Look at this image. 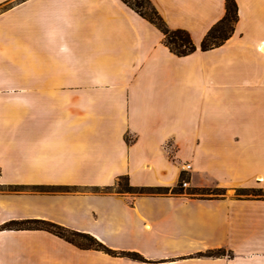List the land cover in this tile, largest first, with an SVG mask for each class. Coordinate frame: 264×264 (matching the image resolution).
Returning <instances> with one entry per match:
<instances>
[{"label": "crops", "instance_id": "crops-1", "mask_svg": "<svg viewBox=\"0 0 264 264\" xmlns=\"http://www.w3.org/2000/svg\"><path fill=\"white\" fill-rule=\"evenodd\" d=\"M152 2L195 52L123 0H0V227L45 219L145 258L0 229V264H264V198L105 191L182 174L264 188V0H236L233 35L207 51L226 0ZM214 249L228 254L200 255Z\"/></svg>", "mask_w": 264, "mask_h": 264}, {"label": "trees", "instance_id": "trees-1", "mask_svg": "<svg viewBox=\"0 0 264 264\" xmlns=\"http://www.w3.org/2000/svg\"><path fill=\"white\" fill-rule=\"evenodd\" d=\"M128 6L134 9L144 18L155 24L165 35V44L177 56H187L198 49L190 33L184 29H173L164 20L152 0H123ZM239 19V7L236 0H226V11L224 16L215 23L208 31L200 44L202 51H207L223 45L233 35L236 23ZM186 180V175L182 174L177 185L170 186H134L130 183L127 176L120 177L118 180L120 190L118 193H132V194H188L198 198H221L224 196L226 189L222 187H190L185 189L183 182ZM116 183V184H117ZM113 187H106V192H112ZM42 192L53 191H70L69 186H54V185H39L35 186ZM214 190V191H213ZM239 197L264 198V188L260 187H241L237 189ZM246 195V196H243ZM2 230H45L50 232L65 241L75 245L84 250H98L103 251L112 256L129 257L135 260L144 261L145 258L136 252L115 250L106 245L95 235L71 229L59 223L45 220V219H22L13 220L3 224ZM225 249H214L200 255L206 256H222L227 255Z\"/></svg>", "mask_w": 264, "mask_h": 264}, {"label": "rangeland", "instance_id": "rangeland-1", "mask_svg": "<svg viewBox=\"0 0 264 264\" xmlns=\"http://www.w3.org/2000/svg\"><path fill=\"white\" fill-rule=\"evenodd\" d=\"M184 181H188V176L186 175V180H184ZM185 189H188V188H190V186H189V184L187 185V186H183ZM208 187H210V188H215V187H219V186H217V185H212V186H208ZM120 188H121V186H119V184L117 183L116 185H114V187H113V191L114 192H116V191H118V190H120ZM237 189L238 188H234V189H226V191H225V194L224 195H234V196H239L238 195V192H237ZM214 191V190H213ZM243 196H246V195H243Z\"/></svg>", "mask_w": 264, "mask_h": 264}, {"label": "built area", "instance_id": "built-area-1", "mask_svg": "<svg viewBox=\"0 0 264 264\" xmlns=\"http://www.w3.org/2000/svg\"><path fill=\"white\" fill-rule=\"evenodd\" d=\"M190 168H191V164L184 165L185 170H190ZM187 185H188V181H184L183 186H187Z\"/></svg>", "mask_w": 264, "mask_h": 264}]
</instances>
